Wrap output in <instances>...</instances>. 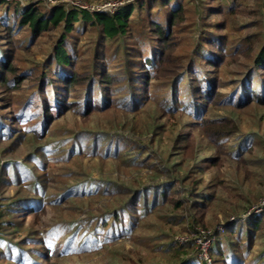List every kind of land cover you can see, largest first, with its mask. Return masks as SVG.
<instances>
[{
  "label": "rangeland",
  "instance_id": "rangeland-1",
  "mask_svg": "<svg viewBox=\"0 0 264 264\" xmlns=\"http://www.w3.org/2000/svg\"><path fill=\"white\" fill-rule=\"evenodd\" d=\"M22 1L37 3L48 13L62 3L78 2L90 8L113 11L120 5L137 0H53V2L6 0L0 4V17L4 14L10 16L14 9L10 10L9 6H15ZM179 1L187 9L184 20L175 28L176 43L172 58L184 63L193 57L199 69L208 74L209 78L221 77L222 87L219 90L222 93V100L218 104L208 102L207 105L196 106V102L193 101L198 100V97H189V93L183 92L188 84L192 86L198 84L192 80L195 77L193 72L188 71L180 82L181 89L177 94L178 105L165 115L164 109L176 100L173 98V101L171 100L169 91L162 90L161 84L165 76L161 74L158 79L152 80L149 96L137 100L136 105L133 101L127 102L124 95L117 96L122 101L114 107L94 111L87 118L80 114L81 106L78 105L77 109L66 111L57 118L45 138L35 141L30 139L37 121L30 118L31 111L26 110L23 123L24 136L19 137L18 134L12 138L0 137V178L2 177L0 209L6 206L7 198L16 190V186L11 183V180H15V174L21 175L27 184L30 181L31 175L23 165L24 162L34 171H43V168L32 165L34 161L32 152L36 146L39 148L54 140L62 141L75 134L80 136L78 138H81L84 147L83 149L80 147L83 150L82 154L71 156L65 153V148H69L67 146L70 145L66 144L61 148V155L50 156L53 158L44 160L47 162L46 178L50 179L44 210L33 214H20V217H15V220H18L17 229L7 226L2 230L24 247L23 256L28 255L25 257L28 261L25 264H30L29 258L33 251L38 252L39 249H43L39 242L51 247L74 246L66 249L59 257L53 254L52 264H173L176 261L174 258H178L174 257L175 246L171 248L169 244L180 239L181 242H185L194 236L197 237L195 248L201 250L197 257H202L209 264H217L222 256L216 254L210 256V247L214 244V238L206 240L204 234L206 231L201 233L189 231L187 221L176 215L179 211H172L165 204H159L155 208L150 205L145 213L142 209L141 213L134 212L136 223H132V218L130 220L127 213H124V220L117 226H113V219L109 214L103 216L106 212L105 207L108 208L111 203L100 192V189H103L102 182L111 180L118 184H134L139 181L150 183L160 180L161 176V180H165L166 176L161 168L168 162L169 165L176 164L174 173L177 175H184L187 171L193 170L192 161L184 156L182 149L174 148V139L182 132L193 131L196 136L197 160L220 156L222 161L219 166L205 168L199 190L201 196L204 195L209 199L210 209L207 214L209 232H213L218 227L221 235L226 236L224 230H221V224L225 223L227 218L237 220L238 217H242L245 220L256 214H264V144H255L252 152L239 150V158H233V152L229 154L230 151L238 148L241 141L246 139L248 142L245 144H249L258 139L261 134L258 133L259 131L264 132V104L251 101L246 106H239L233 102L238 99L239 92H242L243 96L248 95L247 87H240V84L248 77L256 48L264 44V14L260 7L262 3L259 0H243L237 13H231L225 10L227 9L225 6L230 4L227 1ZM106 3H112L113 6L104 9ZM195 3L201 6L205 4V9L198 19H196L198 13L194 11L197 7ZM155 4L157 6L151 12L157 14L159 18L168 7L162 5V0H156ZM220 7L224 8V12L218 11ZM131 16L136 15L132 12ZM142 17L147 18L145 9ZM203 21L207 24L202 26L203 28L212 24L225 26L223 30H217L215 27L212 29L219 34L215 42L219 41L220 33L224 35L223 44L227 54V59L221 67L212 71L202 55L195 56L199 40L197 26ZM138 23L136 18L132 27L137 28ZM74 24L73 28L66 31L64 42L69 43L67 47L74 54L75 63L81 72L92 68L93 63H96L94 58H98L97 64H107L112 72H120L122 67H126L124 65L126 60L130 59L132 64L126 68L135 70L137 67L134 62L149 52V42L147 46L142 47L144 43L138 29L128 35L125 41H119L117 38L106 39L99 33L98 28L91 27L90 24L83 26L78 20ZM13 26L15 28L13 36L16 39L14 44L16 50L14 49L13 52L16 58V73L28 77L19 90L9 93L0 89V99L6 97V100L12 99L15 102L31 99L37 104L40 103L41 95L50 96V91L44 92L37 87L39 83L35 76L42 73L44 64L51 58L54 45L61 37L60 28L51 23L47 30L36 37L29 35L27 27L18 28L16 24ZM6 36L7 30L0 25V58L10 53L11 46ZM251 46L255 52L249 55L248 48ZM95 50L98 51V57H95ZM51 71L52 69L47 71L46 75L50 76ZM12 74L13 72L9 73L10 78ZM118 74L123 80L121 82H124L123 75ZM239 81L241 82L238 83ZM253 81H255L254 88H257L259 84L257 85L256 78ZM11 86H14L13 81ZM128 92L130 88H127L123 94ZM186 102L192 104H185ZM4 108L0 105L3 114L5 112L9 114L8 111L11 109ZM15 108L17 109L18 105ZM220 117L232 120L236 124L233 133L221 139V151L199 127L201 118ZM95 140L97 143L103 140L109 142L108 147L98 149V152L99 150L101 152L107 148L106 153L94 154L95 151L89 145H93ZM127 153L136 157L139 164H124L122 159L127 158ZM11 161L14 162L12 165ZM199 176L198 173H189L187 182L193 179V184ZM187 182H184V186ZM73 185L82 186L87 193L84 196L73 195L59 205L49 202L51 195L63 192L68 186ZM98 187L100 189H97ZM25 193L24 188L22 194ZM131 224L136 227L131 228ZM199 228L196 226L197 230ZM66 238H71L72 241H66ZM74 239H76L75 245L72 243ZM246 242L245 240L244 244L238 247L241 249L244 263L264 264V231L256 235L251 247H248ZM226 246L227 241L223 239L221 248L226 249ZM4 254L0 257V264H20V261L12 259L18 254L16 251L11 253V255L15 254L14 256L9 255L7 251ZM36 256L37 253L33 258H37ZM255 259L258 260L257 263L252 262Z\"/></svg>",
  "mask_w": 264,
  "mask_h": 264
},
{
  "label": "trees",
  "instance_id": "trees-1",
  "mask_svg": "<svg viewBox=\"0 0 264 264\" xmlns=\"http://www.w3.org/2000/svg\"><path fill=\"white\" fill-rule=\"evenodd\" d=\"M5 1L0 0V4ZM222 1L230 2L228 6H225L227 7L225 10L237 13L240 9L239 5H241L243 0ZM259 1L262 3L260 7L264 14V0ZM155 3L156 0H137L120 5L113 11H109L92 10L70 2L62 3L48 13L37 3H31L27 6L17 3L15 6H9L10 10L14 9L13 13L10 16L4 14L0 17V25L7 30L6 37L11 46L9 48L10 53L0 58V89L2 91L12 93L15 90L21 89L25 78L28 77L27 75L16 73V58L13 54L16 48L14 45L16 39L13 36L15 29L13 25L16 24L18 28L27 27L29 35L37 37L53 23L54 26H59L61 37L54 45V52L51 58H49L50 62L47 61L43 66L42 73L35 76L39 83L37 87L44 92L50 91V96L41 95L40 103L37 104H34L31 99L15 102L12 99L6 100V97L1 98L0 105L5 107L4 109L11 110L8 111L9 114L7 112L3 114L0 110V137L8 136L12 138L13 136H18V134L19 137L24 136L25 128L23 123L25 121L26 110L31 111L29 112L30 118L37 121L35 122L36 127L33 128L30 139L35 141L45 138L47 136L46 133L53 128L55 120L66 111L77 109L78 105L81 106V110L79 111L84 118L90 117L94 111L114 107L118 102L122 101L117 96L124 95L127 98V102L133 101L134 105H136L137 100L149 96L152 80L154 78L158 79L161 74L165 76V80H162L161 84L162 90L169 91L171 100L172 98L176 100H172L173 104H168L167 109H164L165 115L169 114V111H172L178 105L177 94H179L178 92L181 89L180 82L188 71L190 73L193 72L195 77L192 80H195L198 84L195 86L188 84L183 89V92L189 93V97H198V100L193 101L196 102V106H199V104L207 105L208 102L218 104L222 100V93L219 90L222 87L221 77L220 79L218 77L209 78L208 74L199 69L193 57L184 63L172 58L176 43L175 28L184 20L186 6L181 4L179 0H162V5L168 8L165 10L163 16L158 18L157 14L151 12L157 6ZM194 5L197 6L194 11L198 13L196 17L198 19L202 10L205 9V4L203 3L201 6L195 3ZM144 9L146 19L142 17ZM218 11L224 12V8L220 7ZM132 12L135 13V17L131 16ZM136 18L139 23L137 28H133L132 23ZM77 20L83 26L90 24L91 27L98 28L100 30L99 33L106 39L117 38L119 41H125L128 35L133 34V32L135 33V29H138L144 43L142 47L147 46L149 42V52L144 57L138 59L137 62H134L137 67L135 70L126 68L132 64V60L130 59L126 60V63H124L126 67H122L120 72H112V70L108 69L107 64H97L98 58H94L96 63H93L92 68L81 72L75 63L74 54L68 49L69 43L64 42L66 31L73 28L74 22ZM206 25L203 21L197 26L199 40L195 56L202 55L205 63L212 71V69L221 67L227 59L223 44L225 37L220 33L219 41H217L220 43L215 42V38H218L219 34L213 32L212 29L215 27L217 30H223L225 26L224 24H212L209 27H202ZM248 51L249 55L255 52L252 46L248 48ZM255 53L248 77L240 84V87H247L248 95L243 96V93L239 92L238 99L233 100L239 106H246L251 101L264 104V44L256 48ZM95 57H98L97 50H95ZM51 69L52 74L47 76L46 72ZM11 72L13 74L10 78L9 73ZM118 73L123 75L124 82H121L123 80ZM252 78L253 80L256 78V83L257 85L259 84L257 88H254L255 81ZM12 81L14 86H11ZM127 88H130V92L123 94ZM20 98L22 99V97ZM185 104L192 103L186 102ZM16 105H18L17 109L15 108ZM224 118H201V125L199 126L203 132H206V137L212 143L219 146L220 151L222 147L221 139L232 134V131L236 127L234 121ZM18 132H22L23 134ZM258 133L261 134L256 141L253 140L251 143L245 144L248 142L245 139L240 142L236 150L230 151L229 154L233 152L234 155L232 157L239 158V150L252 152L255 144H264V132L259 131ZM78 137L80 136H75L74 134L62 141L54 140V142L39 146V148L36 146L32 152V157H34L32 165L33 167L43 168V171H34L29 164L24 162L23 165H25L31 175L28 184L19 174H15V180H11V183L16 186V190L12 196L6 197V206L0 209V257L5 255L4 252L6 251L7 253L9 252V255L16 251L18 254H14L15 256L11 255L14 256L12 259L20 261V264L28 262L25 258L28 255L23 256L25 249L21 246L20 242L2 230L7 226L18 228V224L16 223L18 220H15V217H20V214H33L44 210V206L47 204L46 199H48V182L50 181L48 177L46 178L47 162H44V160L53 158L50 156L61 155V148L65 147L66 144H70L67 146L69 148H65L67 155L71 154L72 156L73 154L78 156L82 154L84 145L81 138ZM96 141L93 145L88 144L95 151L94 154L106 153L107 148L101 150V152L100 150L98 152V149L108 147L109 142L103 140L97 143ZM174 141V148L176 150L182 149L184 156L192 161L191 167L193 170L187 171L184 175H177L174 173L176 164L169 165L168 162L161 168L163 174L166 176L165 180H161V176L160 180L158 179V181L150 183H141L139 181V183L134 184L130 182H128L130 184H118L111 180L102 182L103 189H100V187L97 189H100V192L111 203L108 208L105 207L104 211L106 212L103 216L109 214L113 219V226H117L120 221L124 220V213H127L130 216V220L132 218V223H136L134 212L141 213L140 210L142 209V212L145 213L150 205L155 208L159 204H165L172 211H179L176 212V215L181 216V219L187 221L189 231H196L197 233L206 231L208 232V234L204 233L206 240L214 238V244L210 247V256L212 257L214 254L222 256L217 264H245L240 252L241 249H238V247L242 246L245 240L247 241V246L251 247L254 239H256V235L264 231V214H256L249 217V219L245 218V220L242 217H238L237 220L227 218V221L221 224V230H224L226 236L221 235L218 227L213 232H209L207 222V214L210 209L209 199L204 195L201 196L199 190L203 182L205 168L219 166L222 161L220 160V156L205 157L197 160V139L193 131L179 133ZM122 161L126 165L139 164L137 158L130 156V153H127V158H123ZM10 163L12 165L14 162L11 161ZM189 173L200 174L193 184V179H190L189 183L187 182L189 180ZM158 176L160 177V175ZM184 182H187L186 186H184ZM24 188L26 189V193L22 194V189ZM86 193V190L80 185L68 186L65 191L51 195L50 197L52 198L49 202L59 205L73 195L84 196ZM106 223L107 221L105 220V226L107 225ZM196 226L200 227L199 230L196 229ZM134 227L136 225L131 224V228ZM223 239L227 241L226 249L221 248ZM66 241L72 240L71 238H66ZM75 242L76 239L73 240V245H75ZM39 243L43 251L40 249L38 252L33 251L32 256L29 258L30 264H52L51 256L53 254L59 257L66 249L74 247L63 246L62 249L59 247L60 245L51 247L45 243ZM169 246L171 248L175 246L174 257L179 259V262H177L178 259L174 258L176 261L173 264H198L199 262L209 264L202 257H197V254L199 255L201 250L198 247L195 248L197 246V237L195 238V236L190 237L185 242H173ZM35 253H37V258H33ZM257 261L255 259L252 262L257 263Z\"/></svg>",
  "mask_w": 264,
  "mask_h": 264
},
{
  "label": "built area",
  "instance_id": "built-area-1",
  "mask_svg": "<svg viewBox=\"0 0 264 264\" xmlns=\"http://www.w3.org/2000/svg\"><path fill=\"white\" fill-rule=\"evenodd\" d=\"M50 2H53V0H49ZM72 3H74L75 5H77V6H81V7H84V8H90V7H88V6H86V5H83V4H79L78 2H72ZM30 3H26V2H24V1H22V5H24V6H27V5H29ZM109 6V7H108ZM113 5H112V3H106L105 4V6H104V9H105V7H107V8H111ZM90 9H92V10H102L103 8H94V7H91ZM180 241H181V239H180ZM206 252V251H205Z\"/></svg>",
  "mask_w": 264,
  "mask_h": 264
}]
</instances>
